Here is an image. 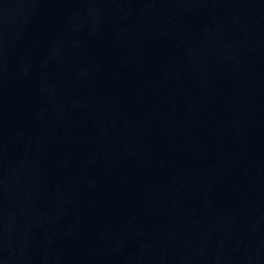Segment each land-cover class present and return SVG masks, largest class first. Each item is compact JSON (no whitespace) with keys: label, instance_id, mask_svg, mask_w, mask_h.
<instances>
[{"label":"water","instance_id":"1","mask_svg":"<svg viewBox=\"0 0 264 264\" xmlns=\"http://www.w3.org/2000/svg\"><path fill=\"white\" fill-rule=\"evenodd\" d=\"M0 264H264V0H0Z\"/></svg>","mask_w":264,"mask_h":264}]
</instances>
